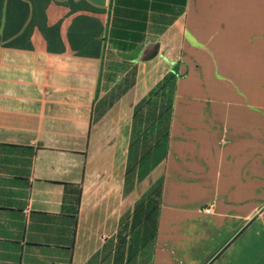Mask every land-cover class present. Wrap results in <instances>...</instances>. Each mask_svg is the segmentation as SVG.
Returning <instances> with one entry per match:
<instances>
[{
    "label": "crops",
    "instance_id": "1",
    "mask_svg": "<svg viewBox=\"0 0 264 264\" xmlns=\"http://www.w3.org/2000/svg\"><path fill=\"white\" fill-rule=\"evenodd\" d=\"M0 264H264V0H0Z\"/></svg>",
    "mask_w": 264,
    "mask_h": 264
},
{
    "label": "rangeland",
    "instance_id": "2",
    "mask_svg": "<svg viewBox=\"0 0 264 264\" xmlns=\"http://www.w3.org/2000/svg\"><path fill=\"white\" fill-rule=\"evenodd\" d=\"M171 92H172V85H170V88H168L166 90V92H163L162 94L158 93L159 95L155 96L154 101H157V103L160 107V110H161V111H158L157 114L161 115L164 113V116L160 121L159 120L156 121L157 124L154 121L152 124V121L147 120L145 128L148 131V133L144 139L145 140L144 144L146 145V148H149V146H153L155 143V140L156 141H160L161 139L165 140L164 135H165V132L167 129L168 116H169L168 109L170 107L171 97L173 96L172 95L173 92H172V94H171ZM149 111H148V115H149ZM161 117H162V115H161ZM140 133H143L142 129L138 132L137 135H139ZM140 135H142V134H140Z\"/></svg>",
    "mask_w": 264,
    "mask_h": 264
},
{
    "label": "trees",
    "instance_id": "3",
    "mask_svg": "<svg viewBox=\"0 0 264 264\" xmlns=\"http://www.w3.org/2000/svg\"><path fill=\"white\" fill-rule=\"evenodd\" d=\"M175 79V76L173 75V74H171L170 75V77H168V78H166L165 79V81H164V83L162 84V85H160V87H158V89L155 91V92H153L152 93V95H150V102H151V100L154 98L155 99V96H158L159 94H162L163 92H166V90L168 89V88H170V85H172L173 86V80ZM172 92H173V87H172ZM172 92H171V94H172ZM159 93V94H158ZM173 95V94H172ZM148 101V102H149ZM154 101V100H153ZM171 101H172V97H171ZM154 103V105H153V107H151V108H148V110H147V116H148V120L149 121H152V124H153V121L155 120V121H157V120H161L162 118H163V116H164V113L163 114H161L162 115V117H161V115H158L157 113H158V109H156V106L155 105H158V103H157V101H154L153 102ZM145 104H147V102H145L144 103V105H142V108L145 106ZM158 107V106H157ZM171 107V106H170ZM170 107H169V109H168V113H169V110H170ZM150 110V111H149ZM148 111H149V115H148ZM161 111V110H160ZM169 115H170V113H169ZM158 116V117H157ZM160 116V117H159ZM152 119V120H151ZM154 121V122H155ZM168 131H169V116H168V124H167V129H166V132H165V135H164V138L165 139H167V137H168Z\"/></svg>",
    "mask_w": 264,
    "mask_h": 264
},
{
    "label": "built area",
    "instance_id": "4",
    "mask_svg": "<svg viewBox=\"0 0 264 264\" xmlns=\"http://www.w3.org/2000/svg\"><path fill=\"white\" fill-rule=\"evenodd\" d=\"M214 211H215V205H211V206L207 207L206 209H204V213L207 215L214 214Z\"/></svg>",
    "mask_w": 264,
    "mask_h": 264
}]
</instances>
